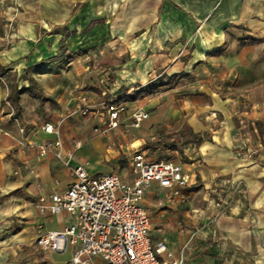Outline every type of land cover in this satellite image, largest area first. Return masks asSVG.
Segmentation results:
<instances>
[{
	"label": "crops",
	"instance_id": "1",
	"mask_svg": "<svg viewBox=\"0 0 264 264\" xmlns=\"http://www.w3.org/2000/svg\"><path fill=\"white\" fill-rule=\"evenodd\" d=\"M263 35L264 0H0V218L24 223L15 232L24 247L8 264L71 259L72 248L48 253L24 232L74 221L36 206L38 195L73 181L70 167L37 147L55 139L41 126L60 121L66 149L82 142L72 164L88 161L92 174L131 180L136 151L190 174L180 195L153 183L142 201L153 245L164 241L172 252L161 260L183 253L185 264H264V41L249 39ZM149 83L163 84L122 102V124L109 128L99 102ZM12 88L19 122L7 99ZM83 95L98 104L94 113L73 112ZM137 109L149 117L126 127ZM191 133L205 140L183 143ZM90 264L108 263L96 256Z\"/></svg>",
	"mask_w": 264,
	"mask_h": 264
},
{
	"label": "built area",
	"instance_id": "2",
	"mask_svg": "<svg viewBox=\"0 0 264 264\" xmlns=\"http://www.w3.org/2000/svg\"><path fill=\"white\" fill-rule=\"evenodd\" d=\"M82 104L73 111L88 115L94 113L97 103L86 95ZM115 98L99 102L108 116L109 128L122 124L123 104L114 103ZM12 115L19 122L15 115ZM149 117V112L137 109L132 112L126 127H139ZM60 123H44L41 128L55 135V139L37 145L40 155L53 153L64 165L71 168L73 181L62 190L40 194L36 206L41 215L66 213L74 221L64 229H37L36 244L43 250L63 252L72 248L69 264H90L93 257H101L108 264H185L183 253L178 258L160 259L166 253L172 257L164 241L153 245L150 238L151 217L142 201L147 189L157 183L172 189L170 197L180 195L181 189L190 182V174L182 164L173 160H149L143 151H136L130 162L133 175L124 179L117 171L102 174L89 172L88 161L72 164L74 150L82 145L74 140V148L66 149L61 138ZM20 125V131L25 132ZM220 212H224L222 208Z\"/></svg>",
	"mask_w": 264,
	"mask_h": 264
},
{
	"label": "rangeland",
	"instance_id": "3",
	"mask_svg": "<svg viewBox=\"0 0 264 264\" xmlns=\"http://www.w3.org/2000/svg\"><path fill=\"white\" fill-rule=\"evenodd\" d=\"M14 216V215H13ZM13 216H4L0 218V264H8L9 262H15L12 255L15 253L14 251H19L22 247V242L19 240V237L15 233L20 225L21 229L24 228V223H22V220L20 219L21 216L15 215ZM38 229V228H37ZM24 232L28 235L33 236L32 241L35 240V236H37V230L34 228L32 229L31 227L24 230ZM31 241V242H32ZM34 243V242H33ZM26 248H30V244L27 245L25 244ZM30 251V250H29ZM48 253H50V250H46ZM25 252V251H24ZM36 252L38 253L37 250H35L33 255H37ZM26 253V252H25ZM24 255L27 254H21V257H25ZM32 255L31 253H28V256ZM23 260V258H21ZM49 258H40L38 261L39 264H44V262L48 261ZM36 264V262H35Z\"/></svg>",
	"mask_w": 264,
	"mask_h": 264
},
{
	"label": "trees",
	"instance_id": "4",
	"mask_svg": "<svg viewBox=\"0 0 264 264\" xmlns=\"http://www.w3.org/2000/svg\"><path fill=\"white\" fill-rule=\"evenodd\" d=\"M249 39L251 41H255V42L264 41V35L261 38L249 37ZM72 58H73V55L71 54V55H68L64 60L66 62L68 60H71ZM21 77L28 80L31 92L35 95H39L41 97V99L43 100L44 96L42 94L38 93V90H39L38 83L34 79V77L31 76L29 71L25 70L23 72V74L21 75ZM162 84L149 83V84H146V85L139 87L133 93V95H128L127 93H125L119 97H115V96L108 94V95H106V99L115 98L114 103H116V104H120V103L125 102V101L135 100V99H138V98H141V97H144L146 95H149L151 93L156 92L159 89L160 85H162ZM7 99L11 102L12 105H14L15 113L18 117H20L21 116V109H20L19 104L16 102V97L13 93V88L10 90V93L8 94ZM257 123H259V121H257ZM204 140H205V138L202 135L197 134V133H191V137L190 138L187 137V139H185L183 143L192 141V142L199 144V143L203 142ZM168 146L173 147L174 145L168 144ZM15 192H16L15 190L11 191L6 196H9Z\"/></svg>",
	"mask_w": 264,
	"mask_h": 264
}]
</instances>
